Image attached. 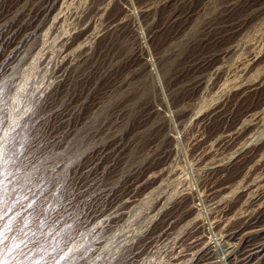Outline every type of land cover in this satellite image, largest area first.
I'll use <instances>...</instances> for the list:
<instances>
[{"label":"rangeland","instance_id":"obj_1","mask_svg":"<svg viewBox=\"0 0 264 264\" xmlns=\"http://www.w3.org/2000/svg\"><path fill=\"white\" fill-rule=\"evenodd\" d=\"M13 1L0 0V264H196L211 239L257 240L264 0ZM222 243L216 264H232Z\"/></svg>","mask_w":264,"mask_h":264},{"label":"bare ground","instance_id":"obj_2","mask_svg":"<svg viewBox=\"0 0 264 264\" xmlns=\"http://www.w3.org/2000/svg\"><path fill=\"white\" fill-rule=\"evenodd\" d=\"M10 1V0H9ZM140 1V0H139ZM167 1V0H166ZM170 1V0H169ZM205 1V0H204ZM247 1V0H246ZM2 2H3V0H2ZM13 2H16V0L15 1H13ZM17 2H18V0H17ZM44 2V1H43ZM186 2V1H185ZM244 2V1H243ZM163 3H164V1H163ZM193 3H194V1H193ZM233 3V2H232ZM9 4H11V3H9ZM56 4V3H55ZM153 4V3H152ZM161 4V3H160ZM167 4V3H166ZM173 4H175V1L173 2ZM181 4V3H180ZM182 4H184V3H182ZM207 4V3H206ZM230 4V3H229ZM3 5L4 4H2V6L1 7H3ZM14 5V4H13ZM46 5V4H45ZM164 5V4H163ZM221 5V4H220ZM226 5V4H225ZM247 5V4H246ZM5 6V5H4ZM15 6V5H14ZM58 6V5H57ZM179 6V5H178ZM184 6V5H183ZM189 6V5H188ZM227 6V5H226ZM225 6V7H226ZM228 6H230V5H228ZM17 7V6H16ZM175 7V6H174ZM192 7V6H191ZM242 7V6H241ZM249 7V6H248ZM40 8V7H39ZM167 8V7H166ZM190 8V7H189ZM224 8V7H223ZM228 8H230V7H228ZM249 8H251V7H249ZM18 9H20V8H18ZM28 9V8H27ZM44 9V8H43ZM58 9V8H57ZM154 9V8H153ZM186 9V8H185ZM221 9V8H220ZM233 9V8H232ZM261 9V8H260ZM2 10H3V8H2ZM1 10V11H2ZM36 10V9H35ZM55 10V9H54ZM178 10V9H177ZM181 10H183V9H181ZM187 10V9H186ZM189 10V9H188ZM13 11V10H12ZM27 11V10H26ZM34 11V10H33ZM122 11V10H121ZM190 11V10H189ZM233 11H234V9H233ZM9 12H11V11H9ZM9 12H7V13H9ZM18 12V11H17ZM119 12V11H118ZM143 12V11H142ZM149 12V11H148ZM180 12V11H179ZM220 12V11H219ZM225 12H228V11H225ZM6 13V14H7ZM183 13H184V11H183ZM182 13V14H183ZM233 13V12H232ZM6 14H4V15H6ZM11 14V13H10ZM38 14V13H37ZM113 14V13H112ZM149 14V13H148ZM181 14V13H180ZM190 14V13H189ZM188 14V15H189ZM217 14V13H216ZM231 14V13H230ZM230 14H228V16L230 15ZM41 15V14H40ZM170 15V14H169ZM174 15V14H173ZM187 15V16H188ZM3 16V15H2ZM170 16H172V14L170 15ZM169 16V17H170ZM183 16H185V15H183ZM186 16V17H187ZM191 16V15H190ZM227 16V17H228ZM8 17V16H7ZM53 17V16H52ZM173 17V16H172ZM226 17V18H227ZM243 17V16H242ZM33 18V17H32ZM217 18V17H216ZM231 18H232V15H231ZM149 19V18H148ZM170 19H171V17H170ZM184 19V18H183ZM222 19V18H221ZM224 19H225V17H224ZM6 20V19H5ZM9 20V19H8ZM7 20V21H8ZM169 20V19H168ZM175 20V19H174ZM186 20V19H185ZM192 20V19H191ZM208 20V19H207ZM228 20V19H227ZM233 20V19H232ZM3 21V20H2ZM1 21V22H2ZM181 21V20H180ZM225 21V20H224ZM31 22V21H30ZM115 22V21H114ZM123 22V21H122ZM172 22V21H171ZM184 22H186V21H184ZM212 22V21H211ZM28 23V22H27ZM40 23V22H39ZM131 23V22H130ZM218 23V22H217ZM223 23V22H222ZM38 24V23H37ZM49 24V23H48ZM185 24V23H184ZM183 24V25H184ZM211 24V23H210ZM236 24V23H235ZM238 24V23H237ZM8 25V24H7ZM15 25V24H14ZM162 25V24H161ZM180 25H182V24H180ZM228 25V24H227ZM1 26V25H0ZM11 26V25H10ZM17 26V25H16ZM172 26V25H171ZM215 26V25H214ZM218 26V25H217ZM13 27V26H12ZM35 27V26H34ZM38 27V26H37ZM181 27V26H180ZM11 28V27H10ZM40 28V27H39ZM157 28V27H156ZM229 28V27H228ZM227 28V29H228ZM237 27H235V29H236ZM249 28V27H248ZM7 29V28H6ZM6 29H4V30H6ZM152 29V28H151ZM155 29V28H154ZM164 29V28H163ZM169 29V28H168ZM176 29V28H175ZM178 29V28H177ZM180 29V28H179ZM226 29V30H227ZM162 30V29H161ZM167 30V29H166ZM210 30V29H209ZM248 30V29H247ZM10 31V30H9ZM8 31V32H9ZM20 31V30H19ZM165 31V30H164ZM169 31V30H168ZM217 31V30H216ZM3 32V31H2ZM7 32V31H6ZM17 32H18V30H17ZM156 32V31H155ZM205 32V31H204ZM209 32V31H208ZM15 33V32H14ZM22 33V32H21ZM24 33V32H23ZM174 33V32H173ZM211 33V32H210ZM219 33V32H218ZM229 33V32H228ZM7 34V33H6ZM214 34V33H213ZM230 34V33H229ZM179 35V34H178ZM204 35V34H203ZM202 35V36H203ZM21 36H24V34L23 35H21ZM162 36V35H161ZM214 36V35H213ZM9 37V36H8ZM151 37V36H150ZM172 37V36H171ZM210 37V36H209ZM228 37V36H227ZM32 38V37H31ZM60 38V37H59ZM154 38V37H153ZM166 38V37H165ZM216 38V37H215ZM221 38V37H220ZM224 38V37H223ZM8 39V38H7ZM6 39V40H7ZM11 39V38H10ZM30 39V38H29ZM64 39V38H63ZM234 39V38H233ZM12 40V39H11ZM15 40V39H14ZM18 40H20V39H18ZM25 40H26V38H25ZM24 40V41H25ZM106 40V39H105ZM158 40V39H157ZM161 40H163V39H161ZM220 40V39H219ZM222 40H224V39H222ZM226 40V39H225ZM3 41V40H2ZM9 41V40H8ZM7 41V42H8ZM28 41V40H27ZM32 42V41H31ZM65 42V41H64ZM138 42V41H137ZM206 42V41H205ZM204 42V43H205ZM213 42V41H212ZM221 42V41H220ZM226 42V41H225ZM18 43H20V42H18ZM203 43V44H204ZM215 43V42H214ZM255 43V42H254ZM6 44V43H5ZM8 44V43H7ZM63 44V43H62ZM162 44V43H161ZM211 44V43H210ZM10 45V44H9ZM15 45H17V44H15ZM14 45V46H15ZM206 45V44H205ZM215 45V44H214ZM27 46V45H26ZM156 46V45H155ZM7 47V46H6ZM17 47V46H16ZM22 47H24V46H22ZM157 47V46H156ZM209 47V46H208ZM221 47V46H220ZM160 48V47H159ZM210 48V47H209ZM218 49V48H217ZM216 49V50H217ZM260 49V48H259ZM4 50V49H3ZM11 50V49H10ZM17 50V49H16ZM20 50V49H19ZM212 50H215V49H212ZM13 51V50H12ZM19 52V51H18ZM211 52V51H210ZM213 52H215V51H213ZM218 52V51H217ZM8 53V52H7ZM15 53V52H14ZM28 53V52H27ZM12 54V53H11ZM68 54V53H67ZM201 54V53H200ZM204 54V53H203ZM8 55H10V54H8ZM215 55H216V53H215ZM249 55V54H248ZM253 55H255V54H253ZM3 56V55H2ZM6 56V55H5ZM207 56V55H206ZM210 56V55H209ZM211 56H213L212 54H211ZM205 57V56H204ZM218 57V56H217ZM246 57V56H245ZM70 58V57H69ZM211 59H212V57H210ZM72 59V58H71ZM70 59V60H71ZM127 59V58H126ZM204 59V58H203ZM202 59V60H203ZM253 59H254V57H253ZM5 60V59H4ZM3 60V61H4ZM195 60V59H194ZM193 60V61H194ZM262 60V59H261ZM12 61V60H11ZM135 61V60H134ZM200 61V60H199ZM244 61V60H243ZM254 61V60H253ZM2 62V61H1ZM5 62V61H4ZM138 62V61H137ZM209 62V61H208ZM131 63V62H130ZM136 63V62H135ZM199 63V62H198ZM239 63V62H238ZM248 63V62H247ZM246 63V64H247ZM253 63V62H252ZM205 64V63H204ZM212 64V63H211ZM211 64H210V66H211ZM249 64V63H248ZM5 65V64H4ZM195 65H197V64H195ZM194 65V66H195ZM236 65V64H235ZM234 65V66H235ZM1 66V65H0ZM193 66V65H192ZM199 66H200V64H199ZM198 66V67H199ZM203 66V65H202ZM202 66H200V68L202 67ZM205 66H206V64H205ZM204 66V67H205ZM213 66H215V65H213ZM221 66V65H220ZM246 66V65H245ZM63 67V66H62ZM65 67V66H64ZM207 67V66H206ZM243 67V66H242ZM250 67V66H249ZM60 68V67H59ZM208 68V67H207ZM213 68V67H212ZM221 68V67H220ZM236 68V67H235ZM193 69V68H192ZM202 69V68H201ZM245 69H247V68H245ZM58 70V69H57ZM198 70V69H197ZM204 70L205 69H203V72H204ZM239 70V69H238ZM206 71H207V69H206ZM212 71V70H211ZM217 70H215V72H216ZM244 71V70H243ZM242 71V72H243ZM187 72V71H186ZM201 72V71H200ZM249 72V71H248ZM259 72V71H258ZM61 73V72H60ZM197 73V72H196ZM195 73V74H196ZM233 73V72H232ZM256 73V72H255ZM56 74V73H55ZM62 74V73H61ZM219 74V73H218ZM247 74V73H246ZM249 74H251V73H249ZM257 74V73H256ZM198 75H199V73H198ZM259 75V74H258ZM63 76V75H62ZM192 76V75H191ZM219 76V75H218ZM238 76V75H237ZM256 76V75H255ZM58 77H60V76H58ZM185 77V76H184ZM221 77V76H220ZM247 77V76H246ZM245 77V78H246ZM188 78H190V77H188ZM193 78V77H192ZM242 78V77H241ZM253 78V77H252ZM251 78V79H252ZM176 79V78H175ZM201 79V78H200ZM173 80V79H172ZM216 80V79H215ZM263 80V79H262ZM262 80H261V82H262ZM184 81H185V79H184ZM195 81V80H194ZM197 81V80H196ZM178 82V81H177ZM200 81H198V83H199ZM237 82V81H236ZM253 82V81H252ZM260 82V83H261ZM263 82H264V80H263ZM50 83V82H49ZM182 83V82H181ZM248 83H250V82H248ZM259 83V82H258ZM257 83V84H258ZM174 84V83H173ZM194 84V83H193ZM196 84V83H195ZM245 84H247V83H245ZM252 84V83H251ZM262 84V83H261ZM177 85V84H176ZM178 85H179V83H178ZM249 85V84H248ZM248 85H246V86H248ZM232 86H233V84H232ZM251 86V85H250ZM256 86V85H255ZM50 87V86H49ZM186 87V86H185ZM191 87V86H190ZM230 87V86H229ZM240 87V86H239ZM244 87V86H243ZM170 88H171V86H170ZM173 88V87H172ZM187 88V87H186ZM200 88V87H199ZM253 88H254V86H253ZM257 88H258V86H257ZM183 89H185L184 87H183ZM245 89V88H244ZM250 89H252V88H250ZM256 89V88H255ZM255 89H253V91L252 92H254V90ZM187 90H188V88H187ZM189 90H192V87H191V89H189ZM241 90V89H240ZM247 90H248V87H247ZM186 91V90H185ZM248 93H249V91H247ZM255 92H256V90H255ZM231 95V94H230ZM239 95V94H238ZM237 95V96H238ZM234 96H235V94H234ZM240 96V95H239ZM242 96V95H241ZM240 97H238V99H239ZM237 100V99H236ZM235 102V101H234ZM230 103V102H229ZM228 103V104H229ZM227 105V104H226ZM238 105V104H237ZM218 107V106H217ZM220 107H222L223 108V106H220ZM222 108H220V109H222ZM225 108V107H224ZM223 108V109H224ZM219 109V108H218ZM227 109V111H229L228 110V108H226ZM230 109V108H229ZM212 111V110H211ZM220 111V110H219ZM225 112V111H224ZM212 113V112H211ZM214 113H216V111H214ZM223 113V112H222ZM221 113V114H222ZM37 114V113H36ZM208 114V113H207ZM220 114V115H221ZM254 114V113H253ZM252 114V115H253ZM215 115V114H214ZM213 115V116H214ZM217 115H219V114H217ZM219 115V116H220ZM181 116V115H180ZM256 116V115H255ZM207 118V117H206ZM213 118V117H212ZM218 118H220V117H218ZM256 118V117H255ZM218 120V119H217ZM253 121V120H252ZM204 122V121H203ZM251 122V121H250ZM204 123H206V122H204ZM204 123H202V124H204ZM209 123V122H208ZM247 123V122H246ZM250 124V123H249ZM238 130V129H237ZM244 131V130H243ZM241 132V131H240ZM239 132V133H240ZM235 133H237V131L235 132ZM231 136H233V135H231ZM202 137V136H201ZM200 138V137H199ZM198 138V139H199ZM204 138V137H203ZM213 139V138H212ZM235 139V138H234ZM200 140V139H199ZM205 140V139H204ZM204 140H203V142H204ZM205 141H207V139L205 140ZM195 142H197V141H195ZM200 142V141H199ZM257 142V141H256ZM208 143V142H207ZM206 143V144H207ZM197 144H198V142H197ZM204 144V143H203ZM218 144H220L219 142H218ZM250 145H251V143H249ZM255 144V143H254ZM258 144V143H257ZM264 144V143H263ZM200 145V144H199ZM201 145H202V143H201ZM193 146V145H192ZM196 146V145H195ZM194 146V147H195ZM218 146V145H217ZM246 146H247V144H246ZM253 146V143H252V145H251V147ZM260 146H261V144H260ZM263 146V145H262ZM202 147V146H201ZM204 147V146H203ZM257 147V146H256ZM253 148V147H252ZM264 148V146L262 147V149ZM200 149V148H199ZM242 149V148H241ZM255 149V148H254ZM194 150V149H193ZM198 150V149H197ZM202 150H203V148H202ZM237 150V149H236ZM248 150H250V149H248ZM259 151H260V149H258ZM264 150V149H263ZM200 151V150H199ZM241 151H243V150H241ZM246 151V150H245ZM251 151V150H250ZM201 152V151H200ZM244 152V151H243ZM247 153H248V151H246ZM238 153H239V151H238ZM237 153V154H238ZM260 153V152H259ZM201 154H203V152H201ZM240 154V153H239ZM251 154H253V153H251ZM256 154H258L257 152H256ZM263 154H264V151H263ZM253 155H255V153L253 154ZM250 156V155H249ZM257 156V155H256ZM255 156V157H256ZM258 156H259V154H258ZM202 157V156H201ZM238 157V156H237ZM253 157V156H252ZM254 158V157H253ZM237 159V158H236ZM240 159V158H239ZM238 159V160H239ZM258 159V158H257ZM263 159V158H262ZM243 160V159H242ZM234 161V160H233ZM240 161V160H239ZM245 161V160H244ZM238 162V161H237ZM257 162V161H256ZM232 163V162H231ZM234 163V162H233ZM232 163V164H233ZM239 163V162H238ZM228 164V163H227ZM243 164V163H242ZM226 165V164H225ZM224 165V166H225ZM229 165H231V164H229ZM235 165H236V162H235ZM246 165V164H245ZM256 165V164H255ZM223 166V165H222ZM238 166H240V168L241 167H244V166H241V165H238ZM249 166L250 165H248V169H249ZM263 166V165H262ZM219 167H220V165H219ZM227 167V166H226ZM253 167V166H252ZM264 167V166H263ZM214 168V167H213ZM224 169H226L227 170V168H224ZM219 170V169H218ZM223 171V170H222ZM263 175V174H262ZM264 176V175H263ZM262 176V177H263ZM264 181V180H263ZM250 182V181H249ZM260 183V182H259ZM258 183V184H259ZM264 183V182H263ZM262 183V184H263ZM261 184V183H260ZM261 184V185H262ZM247 185V184H246ZM250 185H251V183H250ZM255 185H256V183H255ZM260 185V186H261ZM223 186V185H222ZM225 186V185H224ZM249 186V185H248ZM253 186V185H252ZM262 186H264V185H262ZM261 186V187H262ZM231 187V186H230ZM245 187V186H244ZM243 187V188H244ZM255 187V186H254ZM258 187V186H257ZM256 187V188H257ZM216 188V187H215ZM210 189V188H209ZM225 189V188H224ZM249 189H251V188H249ZM248 189V190H249ZM260 189V188H259ZM212 190V189H211ZM238 190H241V189H238ZM238 190H236V191H238ZM243 190V189H242ZM258 190V189H257ZM263 190V189H262ZM261 190V191H262ZM132 191V190H131ZM135 191H137V190H135ZM253 191H254V189H253ZM252 191V192H253ZM133 192V191H132ZM208 192V191H207ZM211 192V191H210ZM243 192H245L244 190H243ZM251 192V193H252ZM129 193H131L130 191H129ZM137 193V192H136ZM135 193V194H136ZM206 193V192H205ZM216 193V192H215ZM256 193V192H255ZM138 194V193H137ZM212 195H214L213 194V192L211 193ZM239 195V194H238ZM252 195V194H251ZM130 196V195H129ZM236 196V195H235ZM252 196H254V195H252ZM204 197V196H203ZM244 197V196H243ZM263 197V196H262ZM119 198V197H118ZM117 198V199H118ZM135 198V197H134ZM202 198V197H201ZM208 198H209V196H208ZM253 198V197H252ZM120 199V198H119ZM131 199H133V198H131ZM168 199V198H167ZM166 199V200H167ZM243 199V198H242ZM126 200V199H125ZM120 201V200H119ZM164 201H165V199H164ZM180 201V200H179ZM194 201V200H193ZM225 201V199L222 201V202H224ZM244 201V200H243ZM123 202V201H122ZM126 202V201H125ZM131 202V201H130ZM129 202V203H130ZM160 202H161V200H160ZM238 203H239V201H237ZM118 203V202H117ZM129 203H127V205L129 204ZM164 203V202H163ZM165 203H166V201H165ZM228 203V202H227ZM238 203H236V204H238ZM119 204V203H118ZM192 204V203H191ZM223 204V203H222ZM242 204H243V202H242ZM244 204H247V202L246 203H244ZM126 205V206H127ZM165 205V204H164ZM195 205V204H194ZM221 205V204H220ZM224 205V204H223ZM226 205V204H225ZM239 205H241L240 203H239ZM148 206V205H147ZM146 206V207H147ZM165 206H167V205H165ZM169 206V205H168ZM184 206H185V204H184ZM234 206V205H233ZM261 206V205H260ZM161 207V206H160ZM171 207V206H170ZM169 207V208H170ZM195 207V206H194ZM227 207V206H226ZM236 207V206H235ZM241 207V206H240ZM263 207V206H262ZM261 207V208H262ZM188 208H190V207H188ZM217 208V207H216ZM242 208V207H241ZM251 208V207H250ZM194 209V208H193ZM227 209V208H226ZM232 209V208H231ZM233 209H234V207H233ZM159 210V209H158ZM240 210H242V209H240ZM254 210H256V209H254ZM166 211V210H165ZM165 211H163V213H165ZM168 211V210H167ZM191 211H192V209H191ZM242 211H244V210H242ZM111 212V211H110ZM171 212V211H170ZM218 212H220V211H218ZM231 212H233V211H231ZM236 212H237V210H236ZM241 212V211H240ZM167 213V212H166ZM222 213V212H221ZM243 213V212H242ZM258 213H259V210H258ZM156 214H158V213H156ZM225 215H226V213H224ZM235 214V213H234ZM241 214V213H240ZM260 214V213H259ZM258 214V215H259ZM181 215H182V213H181ZM222 215H223V213H222ZM221 215V216H222ZM224 215V216H225ZM244 215V214H243ZM257 215V214H256ZM154 217V216H153ZM158 217H159V215H158ZM164 217V216H163ZM216 217H218V215H217V213H216ZM215 217V218H216ZM233 217V216H232ZM231 217V218H232ZM250 217V216H249ZM248 217V218H249ZM252 217H254V215L252 216ZM220 218V217H219ZM228 218V217H227ZM230 218V217H229ZM164 219V218H163ZM188 220H189V218H187ZM217 219V218H216ZM233 219V218H232ZM253 219V218H252ZM252 219H247V220H252ZM153 220V219H152ZM169 220V219H168ZM167 220V221H168ZM171 220V219H170ZM246 220V221H247ZM156 221V220H155ZM198 221V220H197ZM218 221V220H217ZM216 221V222H217ZM196 222V221H195ZM215 222V221H214ZM152 223V222H151ZM168 223V222H167ZM174 223V222H173ZM177 223V222H176ZM201 223V222H200ZM218 223V222H217ZM216 223V224H217ZM230 223V222H229ZM249 223V222H248ZM116 224V223H115ZM156 224V223H155ZM166 224V223H165ZM243 224V223H242ZM167 225V224H166ZM221 225V224H220ZM151 226V225H150ZM155 226V225H154ZM223 226V225H222ZM231 226V225H230ZM263 227L262 228V230H260V233L258 234V238L257 237H255V238H257V240L256 239H252V240H250L249 238H248V240H246L245 239V241H242V240H240L239 242H236V243H238L237 245L239 246L238 248L239 249H236V251L234 250L236 247H234V244L235 243H233V241H232V238H229L228 237V239L226 240V238L224 237V239L223 240H221V241H219L217 238H214V239H211V241L209 242V244L207 243V245H206V248H204V249H202V251H201V255L198 257V259H196L197 260V262H196V264H216V263H218V260L216 259V254H217V251H218V249L220 248V246L223 244L222 242L224 241L225 242V244H226V246H228V248L229 249H231L230 250V254H229V256H231L232 257V254H231V252L233 253V251H235V254L233 255L234 257L231 259V263L232 264H250V262H252L253 261V259L255 258V257H257L258 255H260L263 251H264V217H261V218H259V219H253V221L251 222V226L250 227ZM159 227V226H158ZM162 227V226H161ZM189 227V226H188ZM259 227V228H260ZM152 228V227H151ZM156 227H154V229H155ZM170 228H171V226H170ZM183 228V227H182ZM221 228V227H220ZM226 228V227H225ZM224 228V229H225ZM227 228H229V227H227ZM243 229H244V227H242ZM150 229V228H149ZM162 229V228H161ZM223 229V228H222ZM237 229H238V227H237ZM141 230V229H140ZM173 230V229H172ZM234 230V229H233ZM244 230H246V229H244ZM248 230V229H247ZM154 231V230H153ZM156 231V230H155ZM166 231V230H165ZM201 231V230H200ZM219 231H220V229H219ZM225 231V230H224ZM230 231H232V229L230 230ZM235 231H236V229H235ZM152 232V231H151ZM158 232V231H157ZM170 232V231H169ZM212 232V231H211ZM234 232V231H233ZM154 233V232H153ZM173 233V232H172ZM185 233H186V231H185ZM237 233V232H236ZM239 233V232H238ZM184 234V233H183ZM203 234V233H202ZM225 233H223V235H224ZM227 234H228V232H227ZM226 234V235H227ZM151 235V234H150ZM165 235V234H164ZM167 235V234H166ZM217 235H218V233H217ZM220 235V234H219ZM253 235H255V234H253ZM172 236V235H171ZM222 236V235H221ZM237 236V235H236ZM239 236V235H238ZM216 237V236H215ZM177 238V237H176ZM175 238V239H176ZM204 238V237H203ZM202 238V239H203ZM156 239V238H155ZM160 239V238H159ZM170 239V238H169ZM134 240V239H133ZM142 240V239H141ZM166 240V239H165ZM183 240V239H182ZM209 240V239H208ZM159 241V240H158ZM161 241V240H160ZM171 241V240H170ZM167 242V241H166ZM234 242H235V240H234ZM124 243V242H123ZM206 243V242H205ZM204 243V244H205ZM203 244V245H204ZM125 245V244H124ZM174 245H175V243H174ZM190 245V244H189ZM203 245H201V246H203ZM162 246H163V244H162ZM185 247V246H184ZM149 249V248H148ZM180 249V248H179ZM181 249H183V248H181ZM196 250H197V248H195ZM191 252V251H190ZM228 252V251H227ZM175 253H177V252H175ZM193 253V252H192ZM181 254V253H180ZM224 254V253H223ZM184 255V254H183ZM195 255V254H194ZM173 256V255H172ZM172 258H175V257H172ZM224 258H226L225 256H224ZM177 259V258H176ZM185 259V258H184ZM262 259V258H261ZM264 259V258H263ZM189 260V259H188ZM255 260V259H254ZM111 261V260H110ZM144 262V261H143ZM182 262V264H183V262L184 261H181ZM256 262H257V260H256ZM185 263H188V261H186ZM193 263H195V262H193ZM149 264V263H148ZM178 264H179V262H178ZM258 264V263H257Z\"/></svg>","mask_w":264,"mask_h":264}]
</instances>
